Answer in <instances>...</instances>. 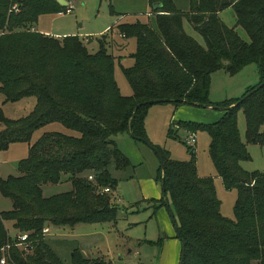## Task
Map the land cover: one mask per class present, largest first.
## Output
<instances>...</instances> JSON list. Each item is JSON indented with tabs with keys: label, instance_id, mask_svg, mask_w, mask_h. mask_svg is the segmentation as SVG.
<instances>
[{
	"label": "trees",
	"instance_id": "1",
	"mask_svg": "<svg viewBox=\"0 0 264 264\" xmlns=\"http://www.w3.org/2000/svg\"><path fill=\"white\" fill-rule=\"evenodd\" d=\"M151 3L153 9L160 4L154 24H116L95 38L96 49H88L78 36L55 38L35 31L40 17L66 11L57 0H0V95L3 103L35 99L33 110L17 120L5 118L0 109V151L12 143L30 144L34 132L51 124L75 133L42 134L18 163V176H0V194L12 203L10 211L0 212V250L12 244L6 264H61L46 245L45 227L116 223L112 195L102 190L114 192L118 186L108 170L111 164L118 171L131 167L114 138L127 132L147 141L144 119L150 105L136 110L137 105L170 99L177 106H216L208 101L211 75L217 70L235 75L251 64L258 67L260 84L242 99L216 106L228 108L218 122L178 123L192 134H208L216 177L226 190L237 191L233 220L220 212L213 178L198 175L193 149L188 162L175 161L158 147L153 150L164 166L157 180L185 247L182 264H264V173L241 167L250 160L248 144L264 146V85L258 89L264 84V0H191L188 13L179 12L171 0ZM226 8L233 9L236 26L249 42L220 20ZM185 20L204 45L186 34ZM114 35L135 42L133 65L122 68L130 96L121 94L114 76L116 58L107 52ZM239 111L246 123L245 143L237 125ZM62 175H69L72 190L44 198L42 185L58 184ZM22 233L29 234L30 252L13 245ZM73 256L74 264H107Z\"/></svg>",
	"mask_w": 264,
	"mask_h": 264
},
{
	"label": "rangeland",
	"instance_id": "2",
	"mask_svg": "<svg viewBox=\"0 0 264 264\" xmlns=\"http://www.w3.org/2000/svg\"><path fill=\"white\" fill-rule=\"evenodd\" d=\"M65 1L68 4L64 7L66 8L64 13L54 19L48 15L42 16L35 27L37 31L52 36H78L84 39L88 49H96L95 38L106 34L116 24L135 22L154 24L157 14L153 9L152 0ZM190 1L171 0L174 7L182 13L189 12ZM219 17L227 27L234 28L243 41H250L247 33L241 27L236 26V15L232 8L221 11ZM183 28L186 34L204 45L201 36L186 20ZM64 31L70 34L61 36ZM114 41L107 46V52L116 58L115 80L121 94L130 96L131 89L123 75L122 68H129L133 65L130 55L135 51V42L133 39L125 40L117 35H114ZM107 42H109L108 39ZM260 81L259 70L255 64L246 66L235 75L217 70L210 78L208 101L216 106L229 105L233 101L242 99L246 92L256 88ZM34 104L35 99L32 97L14 103H3L0 95V109L7 119L17 120L27 116L33 110ZM223 114L221 110L184 104L178 106L173 103L150 105L144 119L146 142L133 139L127 132L114 138L117 148L131 164V167L125 171L116 170L113 164L108 167L111 175L118 180L116 191L111 193V203L117 208L116 223L77 224L74 227L65 228L45 227L46 245L59 258L60 263L74 264V253L80 255L83 253L88 257L85 260L100 259L107 264H171L179 258L182 245L181 242L179 245L178 239L174 237L176 234L170 217V213L174 215L171 203L163 197L161 183L157 180L160 160L153 146L167 152L171 159L179 162H188L191 159L189 148L193 149L198 175L213 178L216 196L221 202L220 212L224 218L233 220L237 191L235 189L226 190L221 179L216 177L209 157L208 134L201 130L197 131L193 135L196 143L193 147H189L186 141L192 133L178 126L179 122L214 124L219 121V115ZM237 125L240 139L245 143L246 123L241 111L237 113ZM3 129L4 127L0 124V131ZM261 130H264V123ZM47 132L75 135L74 132L67 131L59 124H51L34 132L30 144L22 142L10 144L7 150L0 151V176L3 179L18 176L17 165L27 157L29 145ZM169 132L172 133L170 138L168 137ZM247 149L250 160L241 163L242 169L247 172L264 173V146L248 144ZM71 190L69 175H62L58 184L42 185L44 198ZM11 209V201L0 194V212ZM6 227L9 235L14 237L15 232L11 224L6 223ZM166 229L167 233L166 231L165 233H170L172 236L170 240L172 244L178 243V251L171 254L168 263V244L160 253L158 246H148L144 243L145 240L156 242L159 232H164ZM160 235L163 236L162 233Z\"/></svg>",
	"mask_w": 264,
	"mask_h": 264
},
{
	"label": "built area",
	"instance_id": "3",
	"mask_svg": "<svg viewBox=\"0 0 264 264\" xmlns=\"http://www.w3.org/2000/svg\"><path fill=\"white\" fill-rule=\"evenodd\" d=\"M13 9L15 10L16 7L14 6ZM194 134L190 135L189 139L186 141L187 145L189 147H193L196 143L195 137L193 136ZM89 180H92V176L88 177ZM102 192L104 193H112L111 190L109 189H103ZM46 228L43 229V235H45ZM15 243L13 244L15 247L21 248L25 252H30L32 250L31 243L29 242V234L27 233H22V234H17L15 238ZM12 248V244L6 245L3 248H1V257H0V264H6L7 262V255L9 252V249ZM126 264V263H122Z\"/></svg>",
	"mask_w": 264,
	"mask_h": 264
},
{
	"label": "crops",
	"instance_id": "4",
	"mask_svg": "<svg viewBox=\"0 0 264 264\" xmlns=\"http://www.w3.org/2000/svg\"><path fill=\"white\" fill-rule=\"evenodd\" d=\"M60 15V14H59ZM47 16V15H46ZM58 15H53V16H50V15H48V17H51L52 19H54L55 17H57ZM148 16H150V15H148ZM40 20V19H39ZM39 22V21H38ZM38 24V23H37ZM37 27V26H36ZM36 27H35V31L36 32H38V33H40V34H43V35H46V36H52V35H50V34H48V33H41V32H39V31H37V29H36ZM70 33H68V31H64V32H62V34H61V36H64V35H69ZM52 37H55V38H61L60 36H56V35H54V36H52ZM223 115H219V117H218V119H220L221 117H222ZM116 191V190H115ZM159 196V195H158ZM157 196V197H158ZM159 198H160V196L158 197V200H159ZM174 228V227H173ZM175 230V229H174ZM165 231H166V233H167V229L166 230H164V232H159V236H158V239H157V241L159 240V239H162V242L159 244V245H148V244H146L145 243V241H144V243L146 244V245H148V246H158V250L160 251V253H161V251H163L164 250V248H165V246H167V244H168V248H169V252H168V257H167V263H168V261H169V258H170V256H171V254L172 253H174V252H177L178 251V243H179V245H180V240L178 239V236H177V233H176V231H175V238H177L178 239V243L177 242H175L174 244H172V242L170 241L171 239H172V236H171V234L170 233H168V234H166L165 233ZM160 233H162L163 234V236H161L160 235ZM47 235V234H46ZM169 235V236H168ZM147 241H151V240H147ZM156 241V242H157ZM151 242H153V241H151ZM181 248H182V246H181ZM179 255H181V249H180V252H179ZM86 258H88L87 256H85ZM161 257H163V255L161 256ZM161 260H162V258H161ZM176 261V262H175ZM173 263H171V264H177L178 262H180V256H179V258H177L176 260H175ZM179 264V263H178Z\"/></svg>",
	"mask_w": 264,
	"mask_h": 264
},
{
	"label": "water",
	"instance_id": "5",
	"mask_svg": "<svg viewBox=\"0 0 264 264\" xmlns=\"http://www.w3.org/2000/svg\"><path fill=\"white\" fill-rule=\"evenodd\" d=\"M57 3H58L61 7H66L67 4H68L65 0H57ZM158 7H160V4H158V5H154V9H156V8H158ZM263 85H264V84L260 85V86L258 87V89L261 88ZM181 101H182V100H181ZM170 102H171L170 99L154 100V101H149V102H147V103H143V104L137 105L135 109L137 110L138 108H140L141 106H143V105H145V104L152 105V104L170 103ZM204 108L213 109V110H215V109H216V110H221V111H223V112L226 111V110H228V108H220V107H216V106H208V107H204ZM130 136L134 139V137L132 136V134H131ZM143 141L146 142L145 140H143ZM160 165H161V168H162V171H163L164 166H163L162 162H160ZM161 189H162V193H163V197H164V187H163V183H162V185H161ZM170 217H171V219H172L173 226H174V228H175V231H176L177 236H178V239H179V234H178V230H177V226H176L175 218H174V216H173L171 213H170ZM181 245H182V248H181V255H180V262H179V264H182V260H183V257H184V250H185L184 244H181ZM81 255H82L83 259L86 258L85 255H84L83 253H81Z\"/></svg>",
	"mask_w": 264,
	"mask_h": 264
}]
</instances>
